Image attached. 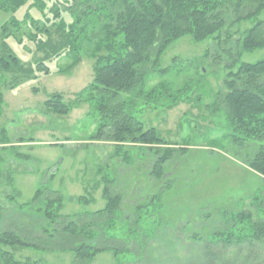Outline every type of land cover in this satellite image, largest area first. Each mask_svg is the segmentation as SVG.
Wrapping results in <instances>:
<instances>
[{
  "label": "rangeland",
  "instance_id": "374dc122",
  "mask_svg": "<svg viewBox=\"0 0 264 264\" xmlns=\"http://www.w3.org/2000/svg\"><path fill=\"white\" fill-rule=\"evenodd\" d=\"M56 1L66 6L68 0L44 1L47 6L44 17L37 9H29L32 3L29 0L13 17L22 21L27 13L35 20L47 18L51 21L49 8ZM9 17L0 11V26ZM61 17L66 24L72 21L65 13ZM257 21H264V10L257 17L226 26L220 45L213 38L196 43L190 36L173 42L154 66L155 70L167 69V73L151 75L145 88L165 84L170 96L159 98L157 102L140 98L134 105H129L134 116L141 114L145 128H156L167 144L185 149L175 151L166 163L168 188L160 195L159 202L154 207L149 205L141 209L140 213L135 211L136 207L149 201L151 195L164 186L162 183L154 186L155 182L149 177V165L143 168L148 160L132 159L135 164L128 167L120 160L110 158L113 151L110 144L91 141L98 125L97 113L91 104L81 102L65 116L55 115L44 106L53 94H60L64 103L71 105L75 94L93 78V60L83 57L70 74L64 73L69 64L65 57L50 60L46 63L49 75H38L17 87H11L8 76L0 78L3 98L0 132H4L9 142L7 146H14L12 150H0V232L13 222L17 228L27 229L31 238H39V226H43L44 221L35 213L38 206L19 210L39 188L58 192L63 197L64 215L93 213L104 208L102 186L97 191L92 190L94 180L99 181L102 176L113 180L114 185L118 184L116 191L121 190L124 196L121 208L112 218L101 219L94 231L97 236L94 245L115 248L118 250L116 255L112 250H106L92 261L75 263L73 253L63 250L61 245L53 246L51 250L43 249L41 245L39 248L6 247L4 250L22 264H123L135 261L136 264L190 261L194 264L201 259L203 247L209 244L211 235L226 233L225 222L232 221L236 214L248 211L253 219L264 221V180L249 168V161L258 148L264 146V139L234 141L221 95L226 93L222 83L233 62L235 71L240 63L253 64L264 59V49L246 52L236 43ZM229 34L232 38L226 40ZM20 35L24 39L22 45L14 37H0L1 48L23 65L33 67L41 54L25 39L26 25ZM145 69H153L151 62ZM184 87L187 92L178 93ZM172 100L179 102L170 108ZM125 148L132 158L137 157L134 150L137 147ZM15 153L25 158L16 157ZM7 175L11 184L6 181ZM11 194L18 195L15 201L9 200ZM79 196L93 198V202L89 206L76 203L74 199ZM255 198L261 203L258 208L252 206ZM192 234L205 240L202 243L193 241ZM211 250L220 256L219 259L235 258L239 262L247 253L244 249L225 250L219 245ZM257 254L258 260L264 262V250L259 248Z\"/></svg>",
  "mask_w": 264,
  "mask_h": 264
},
{
  "label": "trees",
  "instance_id": "16d2710c",
  "mask_svg": "<svg viewBox=\"0 0 264 264\" xmlns=\"http://www.w3.org/2000/svg\"><path fill=\"white\" fill-rule=\"evenodd\" d=\"M31 1L29 9H37L44 17L43 12L47 7L44 1L50 0ZM28 2L0 0V11L10 16L0 26V37H14L22 45L24 39L18 34L26 25L25 39L34 45V51L41 56L33 67H28L12 54H7L0 45V52H4L0 53V78L8 76L11 87H17L26 80L36 79L38 75H49L46 63L50 60L65 57L69 62L65 74H70L83 57L93 60V78L75 94L76 98L71 105L65 104L60 94H53L44 106L55 115L65 116L81 102L91 104L98 118L91 141L110 144L113 148L110 158L120 160L122 165L132 166L135 164L132 159L138 157L141 161L148 160L143 168L149 165V177L155 182L154 186L159 183L164 185L160 191L151 195L149 201L140 203L135 211L140 213L141 209L149 205L154 207L160 195L168 188L165 180L166 163L175 151L185 149L167 144L156 128H145L141 114L134 116L129 111V105H134L140 98L157 102L159 98L170 96V90L165 84L159 83L145 89L151 75L167 73V69L155 70L154 66L158 65L170 44L190 36L196 43L213 38L220 45L224 28L257 17L264 10V0H68L64 3L66 6L57 1L51 5V21L47 18L44 21L35 20L27 13L22 21L14 19L15 12ZM62 13L71 17L70 24L63 20ZM231 38L229 34L226 40ZM236 43L246 52L264 49V21H257L244 31ZM150 62L153 69L148 71L145 66ZM235 67L233 62L222 83L226 93L221 94L228 127L233 134L231 137L235 142L261 141L264 139V59L253 64L240 63L233 71ZM183 92H187L186 87L178 91ZM2 99L0 92V116ZM178 102L172 100L169 107ZM4 136L1 130L0 150L14 149V146H7L9 142ZM125 147H137L134 149L138 153L137 157L132 158ZM14 155L25 158L18 153ZM249 168L264 180V146L259 147L249 161ZM6 181L11 184L9 175ZM101 186L104 208L93 213L75 215L62 214L64 199L58 192L37 189L31 200L20 205L19 210L38 206L35 213L44 221L43 226H39L40 236L38 239L31 238L27 229L17 228L10 222L7 225L9 229L6 227V230L0 232V264H22L4 250L6 247L39 248L41 245L43 249L51 250L53 246L61 245L63 250L73 253L75 263L92 261L98 253L106 250H112L116 255L118 250L115 248L94 245L97 238L94 231L101 219L112 218L121 208L124 196L121 190L116 191L119 185H114L113 180L105 176L99 181L94 180L92 190L97 191ZM17 196L11 194L9 200L15 201ZM257 200H253L254 208L261 204ZM74 201L89 206L93 198L79 196ZM1 213L2 209L0 216ZM224 225L223 229L228 231L213 233L209 244L203 247L201 259L194 264H264L258 260L257 254L259 248L264 250L263 220H255L250 212L242 211ZM190 238L201 243L205 240L196 234ZM217 245L225 250L244 249L247 253L242 262L235 258L219 259L220 256L211 250Z\"/></svg>",
  "mask_w": 264,
  "mask_h": 264
}]
</instances>
